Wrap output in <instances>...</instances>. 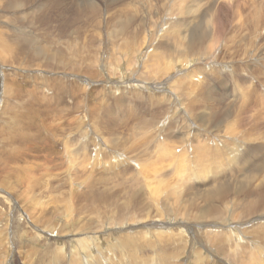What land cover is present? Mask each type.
I'll use <instances>...</instances> for the list:
<instances>
[{"label":"rangeland","instance_id":"374dc122","mask_svg":"<svg viewBox=\"0 0 264 264\" xmlns=\"http://www.w3.org/2000/svg\"><path fill=\"white\" fill-rule=\"evenodd\" d=\"M51 1L0 0V241L4 239L5 246L10 242L5 251L0 242V264H72L68 257H60L64 262L56 259L57 243L48 232L58 234L65 251L70 250L68 242L76 235L86 238L97 234L104 237V243L118 238L136 241L139 246L164 245L180 256L173 264H247L253 248L245 247L246 241L264 240L260 237L264 211L248 215L249 203L255 198L247 195L253 191L237 186L243 175L255 176L259 170L242 169L234 178L229 175L203 184L194 175L188 180L196 170L211 169L195 166L197 163L182 167L177 162L182 148H188L191 160L200 157L188 145L177 149L181 137L175 136V128L180 119L181 126H193L195 140L205 141L217 123L221 135L212 131L218 137L210 140L212 144L227 140L221 145L225 151L232 144L227 138L232 133L226 127L243 111V101L250 104L260 99L264 107V22L260 23L264 20V0H204L205 12L213 9L219 14H211L214 26L203 27V22L193 19L188 31L182 24L184 7L171 0H129L125 9L138 26L127 41L123 36L119 41L107 37L112 31L103 23L107 1L96 0L102 8L100 19L91 20L88 14V21L78 26L86 31L92 28L88 23L102 22L92 28L102 39L90 44L94 47L86 45L87 50L67 71L51 70L38 61L35 52L38 46L55 49L53 42L67 39L55 32L49 20L57 11H50ZM228 5L231 11L225 16ZM120 11L123 8L108 22ZM81 32L78 39L76 35L68 39L87 42L89 32ZM201 63L209 67L201 69ZM129 78L132 80L127 83ZM166 82L168 89L160 91ZM124 83L133 86L119 92L112 88L114 84L124 87ZM53 90L56 95L67 93L76 103L65 98L58 106L42 95L50 97ZM176 110L181 113L177 115ZM78 119L86 123L81 125ZM170 121L172 125L166 128ZM223 129L229 130L230 136L224 135ZM187 133L184 130L183 138ZM78 136L107 149L95 153L98 156L90 151L82 155L76 152L78 142H82ZM242 136L238 132V137ZM257 144L263 149L264 132ZM217 188L226 196L224 202L215 203ZM214 209L225 220L231 209L232 226H208L199 235V228L213 222ZM202 214H206L205 221ZM162 217L172 218L177 226L161 227L169 220L158 222ZM177 219L187 232L181 231ZM214 230L236 231L237 242H230L226 231ZM35 231L39 232L36 237ZM158 231L170 235H158L151 241ZM179 231L187 235L180 232L184 243L177 247ZM202 242H206L205 248ZM192 245L195 249L189 248ZM107 249L106 258L110 255Z\"/></svg>","mask_w":264,"mask_h":264},{"label":"bare ground","instance_id":"6f19581e","mask_svg":"<svg viewBox=\"0 0 264 264\" xmlns=\"http://www.w3.org/2000/svg\"><path fill=\"white\" fill-rule=\"evenodd\" d=\"M106 1L107 2L104 3L103 6L106 7L105 9H107V14H106V17H105V20L103 23H105L104 24L105 28L107 27L108 31L112 30L110 32V34H107V37L112 38V39L114 38L117 41H119L118 39L123 36L126 38L125 40L127 41L130 38L132 32L138 26L137 23L135 22L131 12L128 9H125V7L128 5L129 0H106ZM257 1H259V0H257ZM98 2L96 0H53L50 2V4H49L50 5V11L53 8H56L57 11L54 13V16L50 15L51 17L49 18V20L53 21L54 25L53 24L52 25H53V28L55 29V32H57L61 37H67V39H66V42H64V40H62V39H59V40L53 42V44H55L57 46V47H55V49H51V48L43 49L44 48L43 46L40 47L36 44L38 47L37 48L35 47V52H36L37 59L40 63L50 66L51 70H54V71H63V70L67 71L69 66L75 65V61H76L75 59H77V57H79L80 55H83L84 52L87 50L86 45L92 46L90 44H95L96 40L98 38H101L102 35L100 36V34L98 32H96L97 28L95 29L96 31H94L92 28H93V25H102V22L100 24H95L92 21L91 23H88V26L91 25L92 28L86 30L87 32H89L88 36L86 35L87 39H88L87 42L84 43V41H83V43L82 42L78 43V41H77V42L73 43V41L68 39V37L75 36V35L78 39L79 35L77 36V33L80 34L81 31H84V33L86 32L82 28L83 26L82 27L78 26L79 25L78 23L83 22V21H88V18H89L88 14L90 15L91 20H93L95 17H97V21L100 19V15H99L100 12L99 11L102 8L98 7L99 6ZM170 2L173 4L184 7L182 10L181 16H182V24H183L185 31H188L189 26L192 23L193 19L199 20L200 22H203L201 25L203 27L209 26L210 23L213 24V26H214V20H213L214 15L211 16V14L214 12L215 16L219 15L213 9L210 10V11H213L211 13L209 11L205 12V8L202 6V3L204 2V0H171ZM263 3H264V1H263ZM263 3H262V5H263ZM227 7H228V9L225 11V14H224L225 16H227L231 11L230 6L228 5ZM122 8H123V11H120L119 15H117L110 22H108L109 18H111L112 16H114L118 13L115 11L118 9H122ZM263 8H264V6H263ZM164 10H165V8H163V11ZM101 12H103V10ZM260 14H261V12H260ZM263 22H264V20L262 22H260L261 25ZM43 24H41V25H43ZM84 24H86V22H84ZM104 25H103V27H104ZM197 25H198V23H197ZM197 25L195 26V28L197 27ZM88 26L85 25V27H88ZM216 26L218 27L219 25H216ZM94 27H96V26H94ZM45 28H46V26H45ZM52 32H54V31H52ZM82 34L83 33L81 32V36H82ZM22 39L21 40L19 39L20 42L22 41ZM49 39L50 38H48L47 40H49ZM84 40L86 41V38H84ZM146 41L144 40V43H146ZM120 42H122V41H120ZM49 43H51V41ZM21 44H22V42H21ZM23 44H26V43L23 42ZM39 45H42V44L39 43ZM62 47H64V49H62ZM92 47H94V46H92ZM61 50H68V51H70V54L66 55L65 52L61 51ZM184 67H187V65H185ZM207 67H209V66L201 63V69H204ZM225 68L228 69V66H225ZM131 80H132V78H129L127 83H130ZM128 86L131 88V86H133V85H129V84L124 83V87H119L116 84H114V85H112V88L119 92L122 88L127 87V89H128ZM46 87L50 88L48 85H46L45 88ZM167 89H168V86H167V82H166L160 86L159 90L162 91V90H167ZM43 90H45V89H43ZM35 91H37V90H35ZM55 92L56 91L53 90V94L50 97H48L46 94H42V95L51 99L58 106L60 105L61 102H64L65 98H68V99L71 98L67 93L56 95ZM258 96L261 98L260 89L258 90ZM243 97L245 98L246 95L244 94ZM69 100L72 101V104L76 103L75 99L71 98ZM247 100H248V98H247ZM246 102H247L246 100H245V102L243 101V103H242L243 105L241 106L243 111H241V114L239 115V117L235 118L237 120L235 121L232 119L233 120L232 122L230 120V122L232 124L230 126L226 127L227 129H230V133H232V137H227L228 140L231 139V142H230V140H229V142L232 143V144L229 143L230 144L229 150L226 148L228 151V154L225 153L226 149H225V151H223L224 148L222 150V146H221L223 144L224 145L227 144L228 143L227 140H226V142L224 140H218V142L213 141L214 145L212 144V141L210 140L211 137L216 138V137H218L216 135H218V134L221 135V133H217V130L219 129V127L217 128V126H218L217 123L215 124L214 130H212L213 132L216 133V135L211 131V132H208L207 136L205 135L206 136L205 141H204V139H203V141H200V140L197 141V140H195V134H193L194 132L191 133L193 126L191 127V124L187 128L184 127V125L181 126L182 123L180 122V119H179L178 120L179 125L176 124V128H175L176 129L175 136L179 137V138L181 137L180 146H178L177 149L180 148L181 146L184 147V146L188 145L189 149H191V152L200 157L198 160H196V157H195L196 161H193L188 157L189 153H190L188 148L185 151H183L184 148H182V151H180V149H179L178 153L180 154L181 159L178 160L177 162L180 161V164L182 165V167H190V166L194 165V163H197V164H195V166H202V167L211 169V171L196 170V171H194V173L192 172L190 175H188V177H187L188 180L193 179V175H194L195 179L200 184L201 183L203 184V183L208 182V181L217 182L220 179L229 178L228 177L229 175L232 178H234L236 176L235 174H237L239 172L238 170H242V169L259 170L257 172V175H255V176L243 175V179H242L241 184L239 186H237V187H240L242 190H246L247 187H250L253 191V192H248V195H247L249 197L255 198L253 201H251L249 203L250 206H249V210L247 211V214L249 215V214H253V213L258 212V211H264V146L262 149L261 147H258V144H257L258 139L261 136V133L264 132V114H263L264 113V107H263V103L261 102L260 99H258L257 101H253L250 104H247L248 102L247 103ZM259 102H261V103H259ZM235 103H236V101H235ZM79 107L80 106H78V108ZM238 108L240 109V106ZM82 111H81V113H82ZM190 112L194 113V115L196 114L195 111H193V110H191ZM251 112H254V114H252ZM180 113H181V110L180 111L176 110L177 115H179ZM184 113H186V109L184 110ZM238 113H240V112L238 111L237 114ZM237 114H236V116H237ZM211 117L213 119H215L214 115H212ZM244 119H246V121H244ZM78 120H79V123L81 125L86 123V120H80V119H78ZM188 120H190V119L187 118L186 122ZM200 120H201V118H200ZM176 122H177V120H176ZM227 122H228V120H227ZM230 122H228V123H230ZM223 123L225 124V122H223ZM171 125H172V121H170L167 124L166 128L171 126ZM181 127H183V128L181 129ZM202 127L205 128L204 124ZM41 129H43V128H41ZM227 129H226V131H224V129H223L222 133H224V135H227L229 133V130L227 131ZM184 130L188 131V133L183 138L182 134H183ZM219 130H221V129H219ZM221 131H219V132H221ZM238 132L242 133L243 136L238 137ZM78 137L81 138L80 136H78ZM198 138H196V139H198ZM239 138L241 140H238ZM81 139H82V142H80V141L78 142V147L76 149V152H78L82 155H87L86 151H90V152H94L93 155L98 156L99 154H95V153H103L104 149H107L103 145H97L93 139H87V138H81ZM244 140H247V142H245ZM195 143L197 144V146L195 145ZM157 144L162 145V144H164V142H158ZM69 158H70V156H69ZM71 159H72V157H71ZM83 160H85V162H86V158H84ZM74 162H76V161L74 160ZM79 167H81V166H79ZM221 168H228L229 171L228 172L218 171V169H221ZM76 193H75V195H76ZM215 194H217V198L215 200V203L218 202V200H220L221 202H224V201H222L223 199L226 200V196L224 194H219V188H217V190L215 191ZM215 208H217L223 214V209H221L220 206L215 204ZM142 209H144V208H142ZM167 213H170V212L167 210ZM167 213H165V214H167ZM214 213H215V217L213 219V222L211 224L208 223V224L202 226L201 228H199L197 230L199 232V233L197 232L199 235H202L201 231H203V229H205V230L209 229V228H207L208 226L216 227V228L218 226H223V227H231L232 226V222L230 219V216L232 215L231 209L228 212L229 219H227V220L223 219L221 214L218 213L215 209H214ZM167 216H168V214H167ZM205 216H206V214H202L201 220L205 221V219H204ZM158 217H159V215H158ZM159 219H161V217ZM167 219H169V220H167ZM167 219H164L162 217V220L158 221V222H162L164 220H167L166 222H163L160 224L161 227H163L165 225L177 226V224L175 222L171 221L172 218H167ZM175 221L178 223L179 226L183 227L181 229V231L187 232L186 228H184V225H182L183 223L181 220L177 219ZM191 229L193 230L195 228H191ZM181 231H179V233L177 232L178 238L175 239L176 240L175 246H177V244L179 246H181V243L184 241L183 236L179 235ZM222 231H226L227 237H228L230 242H234V243L237 242V236L235 235L236 231H228V230H221L220 231L219 230V231H215V233L216 232L220 233ZM35 232H36V234H34V235L36 237L39 232H37V231H35ZM147 232L149 233V231H147ZM183 232H181V233H183ZM103 233H109V230L105 231ZM47 234H48V237L50 239L55 240V241L53 240V242L57 243V247H58L59 251L55 250V254H56V259H58L59 262H64L63 260L60 259V257L63 258L64 260L66 259V257H68L69 261L72 262V264H82V263H84V264H125V262H129L130 264H171L174 260L177 261L180 258V256H176L177 253L169 252L164 245L162 246V248L156 247L155 242L153 244H149V245L147 244L146 246H139V245L134 244L136 241L134 243H132V242H129L127 240H120V239L116 238L113 241H110V243H108L109 240H108V242L104 243L103 242L104 237L99 236L97 234L86 235V238L83 237L82 234L76 235L75 238H73L72 240H70L68 242L70 245V250L65 251L64 246H63V242H61L59 240L57 233L55 234V233H49L48 232ZM150 234H152L151 231H150ZM173 234H171L172 237H174L176 235V234H174V235ZM183 234L187 235L185 233H183ZM158 235L159 236H165V235H170V233L167 234L165 232H159L158 231V233H156L154 236L150 235L151 236L150 238H152L151 241H153V239H157ZM3 237L6 238V236H3ZM51 237H57V239L51 238ZM260 237L262 239H264V230L261 231ZM105 239H108V238H105ZM204 240H205V238H204ZM3 241H4V239H3ZM3 241L2 242L0 241L2 243L1 249L5 251L6 246H9L10 242L8 240V242L6 243V246H5V243H3ZM39 241L40 240H38L37 242H39ZM151 241H149V242H151ZM143 242H144V240H143ZM201 245H203V247L205 248L206 242H202ZM260 245H264V240H260V243L247 242L246 241L245 247L251 246V248H253L250 251V256L248 258L247 264H264V259H263L264 248L261 247ZM106 246H108L110 248V255L108 254L109 256H107V258H106L105 252H104V250L108 248ZM195 246L192 245L189 248L195 249ZM10 249H12V248H10ZM33 254H35V253H33ZM148 254H150V255H148ZM8 256L9 255H7V257ZM11 256H12V254H11ZM37 257L38 256H36V258ZM0 258H1V256H0ZM2 261H3V259H2ZM12 262H14V260H12ZM33 262L36 263L34 260H33ZM10 264H13V263H10ZM68 264H70V263H68Z\"/></svg>","mask_w":264,"mask_h":264}]
</instances>
